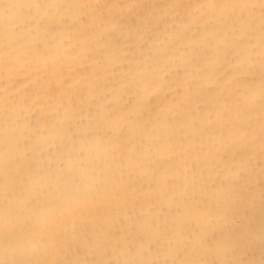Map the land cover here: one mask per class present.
<instances>
[{
    "label": "bare ground",
    "instance_id": "1",
    "mask_svg": "<svg viewBox=\"0 0 264 264\" xmlns=\"http://www.w3.org/2000/svg\"><path fill=\"white\" fill-rule=\"evenodd\" d=\"M0 264H264V0H0Z\"/></svg>",
    "mask_w": 264,
    "mask_h": 264
}]
</instances>
